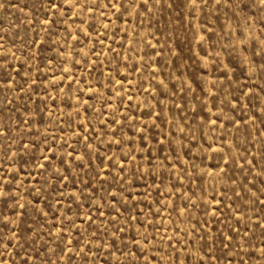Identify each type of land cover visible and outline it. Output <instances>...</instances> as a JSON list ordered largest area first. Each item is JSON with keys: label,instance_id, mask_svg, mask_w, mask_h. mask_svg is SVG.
I'll return each instance as SVG.
<instances>
[{"label": "rangeland", "instance_id": "rangeland-1", "mask_svg": "<svg viewBox=\"0 0 264 264\" xmlns=\"http://www.w3.org/2000/svg\"><path fill=\"white\" fill-rule=\"evenodd\" d=\"M0 264H264V0H0Z\"/></svg>", "mask_w": 264, "mask_h": 264}]
</instances>
